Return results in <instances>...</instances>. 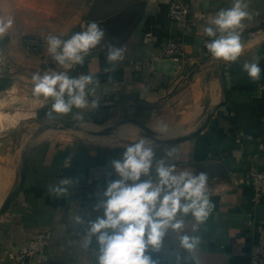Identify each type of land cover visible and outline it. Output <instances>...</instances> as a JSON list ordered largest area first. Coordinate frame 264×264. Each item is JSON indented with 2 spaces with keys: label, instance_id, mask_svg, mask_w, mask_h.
Listing matches in <instances>:
<instances>
[{
  "label": "crops",
  "instance_id": "obj_1",
  "mask_svg": "<svg viewBox=\"0 0 264 264\" xmlns=\"http://www.w3.org/2000/svg\"><path fill=\"white\" fill-rule=\"evenodd\" d=\"M144 1L127 32L139 10L135 0H0V18L13 19L0 37V56L8 41L20 43L23 34L38 42L49 34L67 39L91 22L105 32L85 57L86 69L74 66L69 74L100 81L95 110L49 116V100L26 115L22 110L19 120L0 131V264H16L14 252L41 233L48 243L27 264H96L95 237L83 246L87 224L100 215L93 209L107 183L118 179L111 162L139 138L151 142L155 161L174 164L177 172L206 173L214 206L202 224L184 217L182 234L200 237L195 252L186 253L169 230L160 250L146 253L155 264H250L252 247L264 248V192L256 194L249 178L251 170H264V0H248L251 19L240 31L251 35L236 62L218 60L204 47L206 19L230 8L231 0H187L184 54L173 57L157 54L159 41L178 30L167 17L170 0ZM109 45L124 48V59L109 64ZM245 62L259 64L258 81L242 71ZM65 122L75 127H63ZM24 162L21 187L4 206ZM68 177L75 184L67 195L49 194L50 185ZM75 216L82 223L75 224Z\"/></svg>",
  "mask_w": 264,
  "mask_h": 264
},
{
  "label": "clouds",
  "instance_id": "obj_2",
  "mask_svg": "<svg viewBox=\"0 0 264 264\" xmlns=\"http://www.w3.org/2000/svg\"><path fill=\"white\" fill-rule=\"evenodd\" d=\"M250 19L248 0H231L230 8L209 14L206 19L203 32L209 39L204 42V47L218 60L236 62L244 53L240 30L244 21ZM12 25L11 17L0 18V37ZM104 36V30L95 22L88 23L82 31L73 33L67 39L53 34L47 36L48 54L65 69L32 75L33 96L42 106L51 100L47 115H67L73 109L95 110L98 107L96 93L100 81L88 74L71 76L67 70L83 65L89 51L100 45ZM124 54V48L109 45L106 60L115 64L124 59ZM242 71L253 82L260 79L258 63L245 62ZM90 97L94 98L90 100ZM77 118L82 117L77 114ZM159 130L165 131L166 126ZM168 155L171 157L173 152L169 151ZM65 163L68 165V161ZM111 167L118 179L107 183L103 199L93 209L100 215L88 222L83 238V246L88 247L95 237L98 244L96 264H155L146 253L149 249L159 251L169 230L178 237L179 245L186 253L198 249L200 237L182 233L185 229L184 217L190 215L199 225L213 210L206 173L177 172L174 164H166L162 159L155 161L151 142L145 138L129 144L122 157L111 162ZM73 184V179L63 178L50 185L48 192L60 198L68 194ZM73 222L80 224L82 218L75 216ZM195 231L197 228L194 226Z\"/></svg>",
  "mask_w": 264,
  "mask_h": 264
},
{
  "label": "rangeland",
  "instance_id": "obj_3",
  "mask_svg": "<svg viewBox=\"0 0 264 264\" xmlns=\"http://www.w3.org/2000/svg\"><path fill=\"white\" fill-rule=\"evenodd\" d=\"M56 28L57 31L64 29L59 26ZM27 37L29 36L23 34L20 43L14 40L8 41L3 47L5 53L0 56V111L2 113L14 115L21 113L22 110L25 111V115L31 113L40 103L33 96L34 85L31 79L33 73H43L47 70L65 71L48 54L46 41L38 42L37 46L32 47L26 44ZM37 56L41 60H38ZM68 73L73 75L71 70ZM27 121L28 118L24 119V122ZM7 126L0 125V131L3 132L11 127Z\"/></svg>",
  "mask_w": 264,
  "mask_h": 264
},
{
  "label": "built area",
  "instance_id": "obj_4",
  "mask_svg": "<svg viewBox=\"0 0 264 264\" xmlns=\"http://www.w3.org/2000/svg\"><path fill=\"white\" fill-rule=\"evenodd\" d=\"M190 4L187 0H170L168 3L167 17L178 24V30L172 32L169 37L159 41L157 54L161 57L181 56L184 54L182 35L186 34L190 27ZM28 46L38 45L33 37L26 38ZM252 188L256 194L264 192V170H251L249 173ZM48 243L47 236L43 233L30 238L23 246L13 254L16 264H27L29 258L42 251ZM264 248L261 243L252 247L250 264H264Z\"/></svg>",
  "mask_w": 264,
  "mask_h": 264
},
{
  "label": "water",
  "instance_id": "obj_5",
  "mask_svg": "<svg viewBox=\"0 0 264 264\" xmlns=\"http://www.w3.org/2000/svg\"><path fill=\"white\" fill-rule=\"evenodd\" d=\"M123 1H132V0H123ZM136 1V6L138 7V12L136 13V15L134 16V18L132 19L128 29H127V32H129L132 27L134 26L135 22L137 21V19L139 18L140 16V12H141V8H143L144 6V0H135ZM261 28H264V27H261ZM251 33H247L243 36H241V43L246 41L249 37H250ZM136 122V121H135ZM139 123V122H137ZM63 127H75V124H72V123H63ZM24 172H25V162L23 163V166H22V169H21V174H20V181L19 183L16 185V187L12 190V192L9 194L8 198L6 199L5 203H4V206H6V204L11 200V198L14 196V194L17 192V190L21 187V184H22V180H23V177H24ZM43 264H66L62 261H58V260H54V261H48L46 263H43Z\"/></svg>",
  "mask_w": 264,
  "mask_h": 264
},
{
  "label": "bare ground",
  "instance_id": "obj_6",
  "mask_svg": "<svg viewBox=\"0 0 264 264\" xmlns=\"http://www.w3.org/2000/svg\"><path fill=\"white\" fill-rule=\"evenodd\" d=\"M21 114L22 113H16L14 115H10V114H7V113H2L0 111V125H3V127H4V126L13 124L14 122H16V120L18 119L19 115H21Z\"/></svg>",
  "mask_w": 264,
  "mask_h": 264
},
{
  "label": "trees",
  "instance_id": "obj_7",
  "mask_svg": "<svg viewBox=\"0 0 264 264\" xmlns=\"http://www.w3.org/2000/svg\"><path fill=\"white\" fill-rule=\"evenodd\" d=\"M86 69V65H85V61H84V64L83 65H76V70L78 71H83Z\"/></svg>",
  "mask_w": 264,
  "mask_h": 264
}]
</instances>
